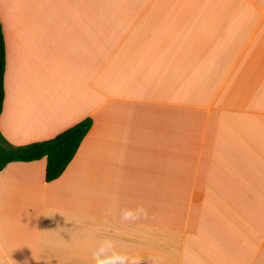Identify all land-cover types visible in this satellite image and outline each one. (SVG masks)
<instances>
[{
	"label": "crops",
	"instance_id": "crops-1",
	"mask_svg": "<svg viewBox=\"0 0 264 264\" xmlns=\"http://www.w3.org/2000/svg\"><path fill=\"white\" fill-rule=\"evenodd\" d=\"M0 131L92 127L57 179L0 171V264H264V0H0ZM142 204L149 218L120 220Z\"/></svg>",
	"mask_w": 264,
	"mask_h": 264
},
{
	"label": "trees",
	"instance_id": "trees-1",
	"mask_svg": "<svg viewBox=\"0 0 264 264\" xmlns=\"http://www.w3.org/2000/svg\"><path fill=\"white\" fill-rule=\"evenodd\" d=\"M4 73L5 48L0 21V116L4 103ZM92 123V119L87 117L52 138L20 146L10 144L0 131V171L11 162H31L46 158L45 181L57 179L74 158Z\"/></svg>",
	"mask_w": 264,
	"mask_h": 264
},
{
	"label": "clouds",
	"instance_id": "clouds-1",
	"mask_svg": "<svg viewBox=\"0 0 264 264\" xmlns=\"http://www.w3.org/2000/svg\"><path fill=\"white\" fill-rule=\"evenodd\" d=\"M149 210L142 204L123 207L119 210L122 222L135 223L149 218ZM90 264H163L162 258H150L146 261L138 253H131L117 247L111 237H104L91 253Z\"/></svg>",
	"mask_w": 264,
	"mask_h": 264
}]
</instances>
